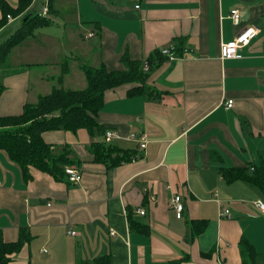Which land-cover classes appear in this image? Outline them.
Returning <instances> with one entry per match:
<instances>
[{"label":"crops","instance_id":"crops-1","mask_svg":"<svg viewBox=\"0 0 264 264\" xmlns=\"http://www.w3.org/2000/svg\"><path fill=\"white\" fill-rule=\"evenodd\" d=\"M5 1L15 7L18 0ZM33 5L27 10L37 13ZM233 8L238 24L229 17ZM23 15L7 19L0 34L13 33ZM46 17L50 24L13 46L0 67V115L20 113L55 87L84 88L82 65L121 71L126 53L145 62L181 42L183 55L150 72L154 96H129V84L104 93L95 119L118 131L124 138L114 143L138 158L107 168L88 149L102 135L75 140L48 130L43 140L58 151L67 147L83 176L71 183L31 168L24 182L20 166L0 149V238L16 241L22 227L31 235L8 264H96L105 256L108 264H242L243 234L264 264V214L255 205L264 196L220 174L264 158V0H52ZM247 24L259 29L238 49L241 56L221 58V43ZM227 99H234L230 108ZM131 133L145 134L144 148L126 138ZM174 194L184 206L180 219L170 206ZM219 207L230 217L220 218ZM128 209L148 233L129 230ZM193 219L207 224L192 238Z\"/></svg>","mask_w":264,"mask_h":264},{"label":"trees","instance_id":"trees-1","mask_svg":"<svg viewBox=\"0 0 264 264\" xmlns=\"http://www.w3.org/2000/svg\"><path fill=\"white\" fill-rule=\"evenodd\" d=\"M52 0H47V4ZM32 0H18L15 7L10 6L5 0H0V27L6 23L7 15L11 17L23 15L20 26L0 44V67L7 64L10 49L22 42L26 37L32 36L34 31L42 26L50 24L49 17L40 16L38 13L27 10ZM27 19L24 20V17ZM177 57L183 55L182 42L171 49ZM168 57L161 50H154L146 59L148 69L144 70L143 60H134L126 53L121 56L123 70H108L103 63L96 67L82 65L86 86L82 89L53 88L48 94L39 96L35 103H26L18 114L0 115V149L6 151L10 160L18 164L22 171L24 182L31 180V168L48 173L53 178L62 180L67 175L64 167L77 163L69 157L70 150L46 143L42 133L48 130H66L76 132L85 129L90 136L95 133L104 135L106 129L97 121L96 115L101 109L104 93L118 86L129 84L128 95H151L154 90L146 84L150 72ZM66 66L64 64L63 71ZM2 85H0V93ZM58 148V147H57ZM93 156V161L104 164L107 168L118 166L139 157L138 152L129 148H123L114 142H106L104 139L92 140L88 147ZM220 174L227 183L241 180L251 187L257 188L264 196V158L252 168L229 167L220 169ZM131 209H128L127 221L131 231L148 233V226L130 217ZM204 219H193L189 222L190 235L193 238L206 227ZM31 235L26 228H21L18 239L13 242H5L0 238V264H8L10 255L19 252L22 246L30 241ZM238 248L242 264H260V255L243 234L238 242ZM203 255L211 256L212 252ZM107 256L92 260L96 264H108ZM105 262V263H104Z\"/></svg>","mask_w":264,"mask_h":264},{"label":"built area","instance_id":"built-area-1","mask_svg":"<svg viewBox=\"0 0 264 264\" xmlns=\"http://www.w3.org/2000/svg\"><path fill=\"white\" fill-rule=\"evenodd\" d=\"M34 0H32L33 2ZM136 8L138 7V5L135 6ZM38 15L40 16H47L48 15V4H44L41 11L37 12ZM231 20L233 21L234 24H238L240 21V12L237 8H233L230 10V16ZM11 16L7 15V19H10ZM258 29L256 26L252 25V24H247L243 29H241L235 36V38L232 41H228L226 43H221L220 45V57L221 58H237L240 57L241 55L238 53V49H240L241 47H244L246 45H248L250 43V41L256 36V34L258 33ZM92 33L89 32L87 34V37H91ZM170 47L168 48H163L161 49V53L166 55L168 57V59L173 60L178 58L177 56H175L174 54H172ZM143 67L144 70L148 69V63L147 61H145L143 63ZM233 100L234 99H227L224 102V106L226 108H230L233 105ZM124 138L123 136H121V134L114 130V129H106L103 135V139L106 142H114L115 140H119ZM127 139L130 140H136L138 141L139 144V148H144L145 147V142H146V136L145 134H141L139 137H136V135L134 133H131L129 135H127L126 137ZM65 173L67 175L68 180L71 183H77L81 180V177L83 176L81 171L78 169V167L74 164H70V165H66L64 167ZM214 199L215 201L220 204L221 200L217 197V194L214 193ZM256 207L261 211L262 214H264V203H262L261 201H258L256 204ZM170 206L172 207V209L174 210V214L176 216V218H182V213H183V203L181 201V196L178 194H174L171 197L170 200ZM137 212H139L140 214H143L144 211L142 209H137ZM218 216L220 218H228L230 217V211L228 208H222L219 207L218 209ZM70 234H75V232L73 231H69ZM111 234H113V232L111 231Z\"/></svg>","mask_w":264,"mask_h":264},{"label":"rangeland","instance_id":"rangeland-1","mask_svg":"<svg viewBox=\"0 0 264 264\" xmlns=\"http://www.w3.org/2000/svg\"><path fill=\"white\" fill-rule=\"evenodd\" d=\"M33 3H34V9L35 10H38V12L39 11H41V9H42V7H43V5L44 4H47V0H34L33 1ZM17 23H21L20 22V20H18L17 21ZM14 27V26H13ZM15 31V30H14ZM13 31V32H14ZM7 32H4V33H1L0 34V43L6 38V36H8V35H5ZM5 36V37H4ZM62 131H65L66 133H69V134H71L72 136V138L74 137V139L75 140H77L78 138H80L81 136H80V134L82 133V135H85L86 133H87V131L86 130H84V129H79V130H77L76 131V133L75 132H71V131H66V130H62ZM90 136V135H89ZM99 134H96V137H98L99 138ZM90 140H92L91 139V137H90ZM94 140V139H93ZM57 150V147L55 148V152H57L56 151ZM262 201H263V203H264V197L261 199ZM258 209V208H257ZM259 210V209H258ZM259 212H261L260 210H259ZM230 215H231V212H230ZM260 249L261 250H263L264 251V248H262V247H260ZM262 259V258H261Z\"/></svg>","mask_w":264,"mask_h":264},{"label":"water","instance_id":"water-1","mask_svg":"<svg viewBox=\"0 0 264 264\" xmlns=\"http://www.w3.org/2000/svg\"><path fill=\"white\" fill-rule=\"evenodd\" d=\"M27 19V16L26 17H24V20H26Z\"/></svg>","mask_w":264,"mask_h":264}]
</instances>
